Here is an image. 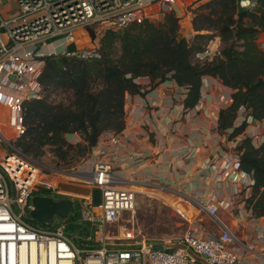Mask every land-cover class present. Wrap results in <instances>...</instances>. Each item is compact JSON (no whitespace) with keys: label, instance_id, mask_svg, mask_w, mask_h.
Here are the masks:
<instances>
[{"label":"built area","instance_id":"2783aa9c","mask_svg":"<svg viewBox=\"0 0 264 264\" xmlns=\"http://www.w3.org/2000/svg\"><path fill=\"white\" fill-rule=\"evenodd\" d=\"M15 1L18 14L0 16V107L7 109L3 122L0 116V149L2 143L11 149L0 151V264H244L245 244L218 217L219 206L214 203L202 205L201 211L216 225L217 234L203 236L198 227L191 226L177 242L138 241L130 229H124L121 237L110 236L105 228L117 223L123 213L134 210L136 192L125 188L129 182L114 173L113 163L104 150L91 170L57 173L101 191L98 206L92 204L90 195L72 201L80 212L81 220L74 224L79 225L81 235L68 234L67 226L55 217L46 227L26 220L33 209L34 191L46 190L48 194L41 196L53 199L62 195L60 187L42 175L39 164L14 147V142L25 133L24 102L42 96L38 77L43 57L100 58V38L106 31L170 12L177 0ZM180 1L184 5L185 0ZM240 1L241 8L255 3L247 0L249 5L245 7ZM82 37L89 42L82 40V45L68 49V43ZM208 51L198 56L201 58ZM3 123L9 136L2 130ZM109 142L118 145L117 134L112 133ZM235 148L236 144L220 160L217 168L221 178L231 173L243 174L238 170ZM249 185L246 183L244 200L249 196ZM234 200L226 203L227 211L231 212ZM14 205L17 212L12 209ZM256 241H264V232L257 235ZM153 243L161 245L164 251L154 250Z\"/></svg>","mask_w":264,"mask_h":264},{"label":"trees","instance_id":"16d2710c","mask_svg":"<svg viewBox=\"0 0 264 264\" xmlns=\"http://www.w3.org/2000/svg\"><path fill=\"white\" fill-rule=\"evenodd\" d=\"M179 20L170 11L159 20L130 22L106 31L100 38V58L44 56L38 77L42 96L24 102L25 133L14 147L33 160L46 153L58 163L85 158L103 134L123 131L125 99L141 95L135 81L140 77L149 78L151 88L172 80L186 91V110L198 104L204 76L219 80L232 90L231 103L219 111L217 120L218 133L227 141L241 136L248 121L264 125V48L257 41L264 33V0L247 8L238 6V0H208L195 11L191 39L180 34ZM89 34L94 37L92 29ZM215 38L220 42L218 51L210 59L200 58ZM76 43L83 44L78 40L68 49ZM54 94L66 95L56 99ZM240 110L244 121L235 128ZM73 134L81 142H68L67 136ZM235 151L239 172L251 181L245 208L254 219L264 218V131L259 145L244 137ZM46 194L43 189L33 192V196ZM78 227L73 224L66 230Z\"/></svg>","mask_w":264,"mask_h":264},{"label":"crops","instance_id":"0c3cea01","mask_svg":"<svg viewBox=\"0 0 264 264\" xmlns=\"http://www.w3.org/2000/svg\"><path fill=\"white\" fill-rule=\"evenodd\" d=\"M17 14L15 0H0L2 18ZM183 27L182 24L179 27L180 34L191 39L195 33L192 27ZM257 41L264 48V33L259 34ZM219 46V39L215 38L209 45L208 53L201 55V58H212ZM135 81L141 87V95H128L125 99V127L117 134L118 145L109 142L112 133L103 134L75 169L91 170L101 151H106L113 163L114 173L129 182L125 188L163 193L182 208L184 217H193L191 226L198 227L203 236L217 234L218 230L205 213V218L199 217L195 221L196 213L202 210V205L218 204V217L245 244L242 251L244 264H264L261 259L264 256V241H256L257 235L264 232V218L254 219L242 203L246 183H251L250 177L231 173L221 178L217 168L221 158L242 138L251 137L254 144L259 145L264 125L248 121L245 132L232 141H227L225 135L218 133V114L230 105L232 90L211 76L203 77L201 98L191 110L183 108L186 91L176 87L172 80H166L155 88H151L147 77ZM0 108L7 112L5 107ZM243 121L244 111L240 110L234 127ZM67 140L73 144L81 142L77 134L67 136ZM66 188L81 192L80 196L65 194L74 202L88 194L92 197V191L97 189L76 181ZM247 194H250V190ZM232 198L235 199L234 206L229 212L225 205Z\"/></svg>","mask_w":264,"mask_h":264},{"label":"rangeland","instance_id":"374dc122","mask_svg":"<svg viewBox=\"0 0 264 264\" xmlns=\"http://www.w3.org/2000/svg\"><path fill=\"white\" fill-rule=\"evenodd\" d=\"M207 1L208 0H185L184 5H182L181 1L177 0L174 6H172V11H174L180 18L179 27H181V24L182 27H192V19L194 17L196 9ZM156 8L154 7L153 9ZM162 16L163 15L159 14L156 16V18H150V20H159L162 18ZM189 21L191 25H189ZM85 39L86 42H89L87 37ZM260 41L262 42V40ZM54 95L56 99H64V96L66 94H59L58 97L56 94ZM6 115L7 112L4 113L3 108H0V116L2 122L4 121ZM2 130L6 133L7 136H9V132L5 129V126L2 127ZM1 145L4 150L11 151L6 143H2ZM35 161L37 164H39L42 175L47 177L49 181L55 182L56 185L61 186V193L62 195H65L67 193H65L63 190H69L68 188H66V186L71 187L75 179L72 180L70 177H63L57 175V173L74 170L75 167H77V165L82 162V159H73L72 161L68 159L64 162L58 163L51 153H46V155L40 160ZM135 191L137 192L135 194L134 210L129 213H123L117 223L105 228V231H107L110 236L121 237L124 229H130L134 231V234L137 236L136 239L138 241L145 239L146 241L171 240L172 242H177L191 228L192 223H194V221L192 220L193 217H184L181 213L182 208H180L175 202L170 201L168 197H165L163 195V193L157 190L152 191L147 189H135ZM79 192L80 191H78V193ZM91 195L92 204L94 206L99 205L101 203V191L99 189H95L92 191ZM12 209L17 212V208L15 205L12 207ZM183 211L185 214L187 213L185 212L186 210ZM199 217L205 218L202 211L196 213L195 221H197ZM27 219L30 220L29 218ZM55 220L62 222L67 227L73 225L74 222L80 221L81 216L77 205L73 204V209L66 219H59L58 217H55ZM86 226V224H82V228H86ZM66 231L68 234L72 233V235L76 237L78 235H81L79 234L78 229H67Z\"/></svg>","mask_w":264,"mask_h":264},{"label":"water","instance_id":"95a60500","mask_svg":"<svg viewBox=\"0 0 264 264\" xmlns=\"http://www.w3.org/2000/svg\"><path fill=\"white\" fill-rule=\"evenodd\" d=\"M240 5L247 7L249 2L241 0ZM31 204L33 209L28 213V217L41 227L52 224L54 217L66 219L73 209L72 200L68 199L65 195H60L56 199L35 195L31 198ZM153 249L159 252L164 251V248L156 243H153Z\"/></svg>","mask_w":264,"mask_h":264},{"label":"bare ground","instance_id":"6f19581e","mask_svg":"<svg viewBox=\"0 0 264 264\" xmlns=\"http://www.w3.org/2000/svg\"><path fill=\"white\" fill-rule=\"evenodd\" d=\"M6 111H7V109H6ZM63 191L65 193L70 194V195H73V196H80L81 195L80 192L78 193L77 189H73V190L69 189V190H63Z\"/></svg>","mask_w":264,"mask_h":264},{"label":"flooded vegetation","instance_id":"af4514ba","mask_svg":"<svg viewBox=\"0 0 264 264\" xmlns=\"http://www.w3.org/2000/svg\"><path fill=\"white\" fill-rule=\"evenodd\" d=\"M31 220V219H30ZM34 222V221H33Z\"/></svg>","mask_w":264,"mask_h":264}]
</instances>
